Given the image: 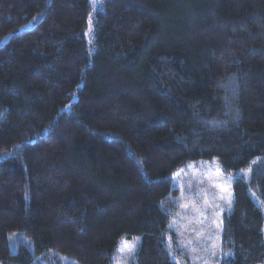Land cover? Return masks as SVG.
<instances>
[{
    "label": "trees",
    "instance_id": "trees-1",
    "mask_svg": "<svg viewBox=\"0 0 264 264\" xmlns=\"http://www.w3.org/2000/svg\"><path fill=\"white\" fill-rule=\"evenodd\" d=\"M197 164L234 176L219 264H264V0H0V264H174Z\"/></svg>",
    "mask_w": 264,
    "mask_h": 264
},
{
    "label": "rangeland",
    "instance_id": "rangeland-1",
    "mask_svg": "<svg viewBox=\"0 0 264 264\" xmlns=\"http://www.w3.org/2000/svg\"><path fill=\"white\" fill-rule=\"evenodd\" d=\"M233 178L232 174H221L209 164L187 166L175 175L177 211L168 223L166 240L174 264H219L222 216L230 210ZM262 232L264 242V223ZM19 244L32 247L30 240L21 234L8 236L11 253ZM137 245L138 238L121 239L113 264H132ZM52 255L63 264H74L71 259Z\"/></svg>",
    "mask_w": 264,
    "mask_h": 264
}]
</instances>
